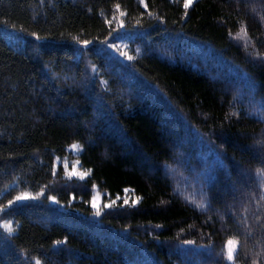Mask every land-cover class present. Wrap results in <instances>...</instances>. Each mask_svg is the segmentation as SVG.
Returning a JSON list of instances; mask_svg holds the SVG:
<instances>
[{
	"label": "trees",
	"instance_id": "obj_1",
	"mask_svg": "<svg viewBox=\"0 0 264 264\" xmlns=\"http://www.w3.org/2000/svg\"><path fill=\"white\" fill-rule=\"evenodd\" d=\"M184 5L0 0V217L39 244L0 230V264H264V0Z\"/></svg>",
	"mask_w": 264,
	"mask_h": 264
},
{
	"label": "rangeland",
	"instance_id": "obj_2",
	"mask_svg": "<svg viewBox=\"0 0 264 264\" xmlns=\"http://www.w3.org/2000/svg\"><path fill=\"white\" fill-rule=\"evenodd\" d=\"M193 1V0H192ZM185 4V0H183ZM119 39L116 41H109L107 44H104L103 49L107 50L108 53L112 54L113 56H116L117 58H120L122 60H128L130 58L131 49L128 48L127 45H130L128 41L121 37H118ZM193 51V52H192ZM198 53V50H192V48H189V53ZM226 71V70H224ZM224 73V72H223ZM222 75V74H221ZM239 98V97H237ZM192 130V129H191ZM177 139V138H176ZM197 142V141H196ZM181 143V142H180ZM70 150V156L61 160L60 163L63 168V175L66 177H77V178H83L86 175V172L80 168L79 162L77 160V155L79 153V147L76 144H72L69 147ZM206 152H210L209 150H206ZM216 153V152H215ZM198 158H200V152L197 153ZM216 156V155H215ZM59 162V161H58ZM172 177L177 183H180V178L177 176V174L171 173ZM180 189V185H179ZM18 197H26L21 199H15V202H22L28 199H32L33 197L28 196L27 194L19 195ZM118 200H120L123 204L128 203H134L136 202L132 194L128 190H126L123 194V196L116 198L114 200L108 199V197L103 198V194L97 190H94L91 196L90 206L93 210V218H97L98 214L102 209L110 207L112 204L116 203ZM53 201V200H51ZM4 224H8L9 227L12 229L11 232L8 231L5 227H3ZM25 225V222L22 218H7V217H0V230L5 233L7 237H9L10 240L15 241L17 245H19L22 249H28L33 246L39 245L37 241H35L28 233L27 230H25L23 227ZM55 234L52 233L48 235L47 237L43 238L40 245L48 246V245H54L55 244ZM234 241V240H233ZM237 245V244H236ZM227 247H228V241L225 244V255L226 260L227 259ZM237 247V246H236ZM236 250V249H235ZM235 253V251H234ZM233 253V255H234Z\"/></svg>",
	"mask_w": 264,
	"mask_h": 264
},
{
	"label": "snow or ice",
	"instance_id": "obj_3",
	"mask_svg": "<svg viewBox=\"0 0 264 264\" xmlns=\"http://www.w3.org/2000/svg\"><path fill=\"white\" fill-rule=\"evenodd\" d=\"M192 3V0H185V8H187L190 4ZM262 19H264V17H262ZM33 36H36V33H32ZM37 39H39V37H37ZM85 43H87V41H85ZM259 115L264 116V109H262L259 113H257ZM257 145H260L262 148H264V138H261L260 140L256 141ZM262 163H264V159H262L261 161ZM256 176L258 177L260 183H259V187L264 188V168H257L256 169ZM21 198H26V197H17V199H21ZM262 199H264V196L261 197ZM11 203V201L9 202ZM99 214V213H97ZM3 227H5L6 229H8L9 232L12 231V229L9 227L8 224H4ZM57 244L62 243L61 241H56ZM186 243H193L191 241H187ZM236 242L233 240H229L228 241V247H227V259L229 261H234V251L236 249ZM36 264H40V261L37 260ZM253 264H255V261L253 262Z\"/></svg>",
	"mask_w": 264,
	"mask_h": 264
}]
</instances>
